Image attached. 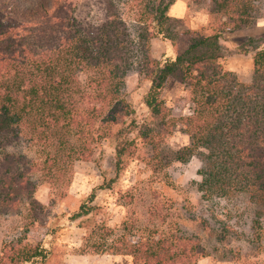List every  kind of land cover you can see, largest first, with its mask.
Listing matches in <instances>:
<instances>
[{
	"label": "trees",
	"instance_id": "16d2710c",
	"mask_svg": "<svg viewBox=\"0 0 264 264\" xmlns=\"http://www.w3.org/2000/svg\"><path fill=\"white\" fill-rule=\"evenodd\" d=\"M176 1L92 0L86 11L82 0H0V207L18 209L35 192L36 174L64 184L72 164L90 160L107 140L116 141V178L125 159L136 155L138 140L150 148L148 163L159 172L166 141L178 127L190 145L177 160L199 154L205 162L204 197L264 194V45L255 47L250 83L220 61L222 35L250 27L258 0H207L215 25L207 35L181 30L182 20L170 14ZM159 38L171 42L174 59L152 57L150 43ZM134 63L150 82V118L141 125L127 122L134 110L123 97ZM172 78L186 93L187 114L168 106ZM15 144L28 152H8ZM90 209L82 205L77 215ZM22 230L5 242L0 264L48 259L43 245L29 241V228ZM190 243L184 236L152 235L111 252L104 244L90 247L96 255L130 256L133 264H187L204 255Z\"/></svg>",
	"mask_w": 264,
	"mask_h": 264
},
{
	"label": "rangeland",
	"instance_id": "374dc122",
	"mask_svg": "<svg viewBox=\"0 0 264 264\" xmlns=\"http://www.w3.org/2000/svg\"><path fill=\"white\" fill-rule=\"evenodd\" d=\"M82 4L88 11L86 6L94 2L82 0ZM173 6V16L184 6V12L175 17L182 20L181 30L213 33L215 25L207 0H185L184 5L177 0ZM92 10L96 15V4ZM262 45L264 0H258L250 27L222 35L220 61L240 81L250 83L255 47ZM150 46L152 57L158 61L175 58L169 41L154 39ZM125 82L123 97L134 110L127 122H148L145 97L150 82L142 76L138 63L132 65ZM169 84L168 106L175 115L180 109L187 114L190 105L183 106V86L176 78ZM135 136L131 134V138ZM189 145V137L178 127L166 141L161 155L166 165L159 172L148 163L150 148L138 140L136 155L125 159L124 169L116 178V141L107 140L94 149L90 160L72 164L64 184H50L41 174L34 175L37 188L18 209L0 207V257L5 242L29 228V241L40 243L49 253L44 264H68V255H96L90 247L94 243L104 244L111 252L121 244L152 235L184 236L192 241L190 247L198 244L203 257L187 264H264V194L234 192L226 197H204L199 190L203 157L197 154L186 163L177 160L178 153ZM28 150L24 144L7 149L17 155ZM92 194L95 199L90 202ZM82 205L91 209L88 214L77 215ZM105 255L116 256L117 264H133L130 256Z\"/></svg>",
	"mask_w": 264,
	"mask_h": 264
},
{
	"label": "crops",
	"instance_id": "0c3cea01",
	"mask_svg": "<svg viewBox=\"0 0 264 264\" xmlns=\"http://www.w3.org/2000/svg\"><path fill=\"white\" fill-rule=\"evenodd\" d=\"M183 5L185 3V0H181ZM174 6L171 7V10ZM184 12V6H182L179 11L176 13V15H172V17H178ZM66 263L68 264H117L118 260L116 256L112 255H68L67 256Z\"/></svg>",
	"mask_w": 264,
	"mask_h": 264
}]
</instances>
